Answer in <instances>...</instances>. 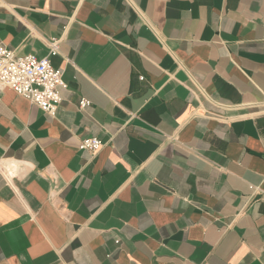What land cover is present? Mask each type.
I'll use <instances>...</instances> for the list:
<instances>
[{"label":"crops","instance_id":"1","mask_svg":"<svg viewBox=\"0 0 264 264\" xmlns=\"http://www.w3.org/2000/svg\"><path fill=\"white\" fill-rule=\"evenodd\" d=\"M52 40L54 116L0 90V264H264V0H0Z\"/></svg>","mask_w":264,"mask_h":264},{"label":"built area","instance_id":"2","mask_svg":"<svg viewBox=\"0 0 264 264\" xmlns=\"http://www.w3.org/2000/svg\"><path fill=\"white\" fill-rule=\"evenodd\" d=\"M58 40L49 43V56L38 59L28 55L18 57L15 52L0 43V90L11 89L37 105L47 114L54 116L61 102L60 89L66 88L63 70L53 67L51 58L59 54ZM89 102L81 100L80 108L86 109ZM103 143L96 138L81 141L80 150L93 154L99 152Z\"/></svg>","mask_w":264,"mask_h":264}]
</instances>
